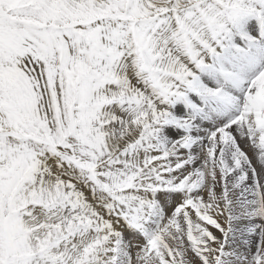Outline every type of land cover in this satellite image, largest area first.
Segmentation results:
<instances>
[{"label":"snow or ice","instance_id":"snow-or-ice-1","mask_svg":"<svg viewBox=\"0 0 264 264\" xmlns=\"http://www.w3.org/2000/svg\"><path fill=\"white\" fill-rule=\"evenodd\" d=\"M0 264H264V0H0Z\"/></svg>","mask_w":264,"mask_h":264}]
</instances>
